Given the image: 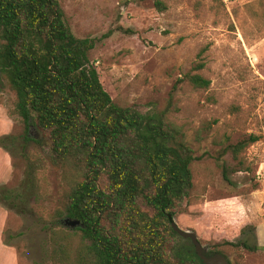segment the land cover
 <instances>
[{
    "label": "rangeland",
    "instance_id": "1",
    "mask_svg": "<svg viewBox=\"0 0 264 264\" xmlns=\"http://www.w3.org/2000/svg\"><path fill=\"white\" fill-rule=\"evenodd\" d=\"M59 1L74 34L95 39L90 61L115 102L143 113L162 111L176 81L185 79L168 117L197 159L189 197L174 209V219L195 231L207 252L218 250L230 264H264V246L252 251L242 243L259 244L257 224L237 201V196L248 200L263 177L264 0H163L164 10L155 0ZM187 74H200L211 84L197 88ZM15 98L1 79L0 115L8 133L0 135V148L12 163L8 184L0 186L8 264H61L52 256V232L69 228L65 196L76 172L70 165L64 171L54 159L45 133L33 129L40 141L25 140L24 123L12 114ZM250 133L263 136L240 154L250 172L238 171L239 159L230 151L218 158L222 148ZM74 230H67L71 264L82 244ZM171 239L191 249L188 239Z\"/></svg>",
    "mask_w": 264,
    "mask_h": 264
},
{
    "label": "trees",
    "instance_id": "2",
    "mask_svg": "<svg viewBox=\"0 0 264 264\" xmlns=\"http://www.w3.org/2000/svg\"><path fill=\"white\" fill-rule=\"evenodd\" d=\"M155 1L166 9L163 0ZM94 47V38L74 34L59 0H0V80L16 95L12 114L22 119L26 141H40L33 129L45 133L54 159L76 172L65 214L82 224L52 232V256L71 264L67 230L75 229L82 244L74 264H204L190 239L191 249L171 239L181 237L172 227L174 209L189 197L197 159L168 117L185 79L174 84L165 110L120 105L90 61ZM186 78L197 88L211 84L200 74ZM262 138L250 133L222 148L218 158L230 151L239 159ZM238 163V171H251L242 159ZM242 243L252 251L262 247Z\"/></svg>",
    "mask_w": 264,
    "mask_h": 264
},
{
    "label": "crops",
    "instance_id": "3",
    "mask_svg": "<svg viewBox=\"0 0 264 264\" xmlns=\"http://www.w3.org/2000/svg\"><path fill=\"white\" fill-rule=\"evenodd\" d=\"M8 121L0 115V135L8 133ZM11 158L0 148V186L7 185L11 174ZM259 172L263 173L261 179V186L253 191L250 198L247 200H240V196H237V201H241L240 204L243 209H246V213H249V220H256V232L259 241V246H264V161L259 166ZM230 200V199H229ZM232 202L234 199H231ZM219 203V201H217ZM223 202V201H222ZM222 202H220L222 204ZM0 205L3 204L0 202ZM206 205L215 206L213 201L206 202ZM226 205V203H225ZM261 214V215H260ZM4 226V212L3 207L0 208V264H8V246L2 242V230Z\"/></svg>",
    "mask_w": 264,
    "mask_h": 264
},
{
    "label": "water",
    "instance_id": "4",
    "mask_svg": "<svg viewBox=\"0 0 264 264\" xmlns=\"http://www.w3.org/2000/svg\"><path fill=\"white\" fill-rule=\"evenodd\" d=\"M65 224L66 226L75 228L77 226H80L82 222L79 219L68 217L65 220ZM172 227L174 231L177 232L181 237L190 239L192 241L197 255L202 259L204 264H230L227 257L220 252L209 255L207 253L206 247L202 244L195 231L181 228L175 219L172 222Z\"/></svg>",
    "mask_w": 264,
    "mask_h": 264
},
{
    "label": "flooded vegetation",
    "instance_id": "5",
    "mask_svg": "<svg viewBox=\"0 0 264 264\" xmlns=\"http://www.w3.org/2000/svg\"><path fill=\"white\" fill-rule=\"evenodd\" d=\"M209 255H212V254H214V253H212V252H207Z\"/></svg>",
    "mask_w": 264,
    "mask_h": 264
}]
</instances>
